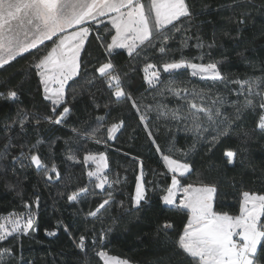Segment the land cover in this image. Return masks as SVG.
Masks as SVG:
<instances>
[{"label":"trees","instance_id":"obj_1","mask_svg":"<svg viewBox=\"0 0 264 264\" xmlns=\"http://www.w3.org/2000/svg\"><path fill=\"white\" fill-rule=\"evenodd\" d=\"M189 3L195 15L191 21L182 18L176 22L187 31L174 33V39L168 43L172 52L167 56H161L156 48L138 49L140 54L133 56L126 49H116L108 56L100 41L93 37L100 34L104 43H109L114 30L107 20L94 28L90 43H86L88 54H81L80 75L68 81L65 103L55 113L51 102L44 98V86L32 67L36 56L44 54L46 48L42 46L40 53L36 50L33 54L26 53L0 69V92L14 89L19 93L15 101L0 97V217L14 214L26 218L29 213L35 214L29 234L17 233L0 242V248L12 250L4 258V264H103L96 255L101 249L130 264H192L191 258L175 244L187 223L188 211L163 204L161 198L171 184L172 174L152 139L164 154L191 165L189 173L178 177L181 186L217 187L213 202L217 212L238 215L244 191L264 194V131L256 127L260 110L244 112L236 119V107L245 96L239 94L240 86L231 82L264 76V0H189ZM242 15L246 24L240 26L236 21ZM238 28L242 29L239 38L233 39ZM186 38L188 46L182 47ZM198 42L204 44L203 49L196 47ZM46 44L51 46V42ZM245 49L243 57L237 55ZM181 52L195 63L222 61L220 68L228 80L205 81L192 76L190 69H181L172 76L162 72L161 82L155 87L145 81L143 69L147 63L159 67L166 60L179 59ZM201 55L203 61L199 59ZM109 59L121 75L125 91L140 105V113L129 101H116L95 72ZM170 80L175 83L170 84ZM170 87L203 90L206 106H213L212 101L216 100L215 107L222 112L217 119L227 117L234 121L230 134L220 137L219 143H210L217 130L206 119L202 120V126L207 131L193 130L192 122L183 119L189 111L187 100L181 98L184 94L174 95L168 91ZM196 102L201 101L197 98ZM63 107L71 109L63 123H50L47 117L54 119ZM177 110V118H173L172 113ZM141 114L146 116L144 122L140 120ZM99 117L104 120H98ZM121 120L123 126L113 139H108L107 128ZM94 131L100 143L90 138ZM38 141L41 158L49 167L56 165L59 179L49 173L52 176L49 180L26 159L13 161L14 156L21 151L27 153ZM5 145L9 147L5 149ZM172 146L175 150L169 152ZM228 150L238 153L233 164L224 155ZM90 153H103L107 157L104 174L111 186L96 188L98 181L87 175L96 167L92 161L84 162V156ZM141 164L148 203L142 202L137 210L133 197ZM85 187L87 194L74 202L67 200L72 192ZM37 196L38 208L34 203ZM181 198L182 191L177 194V203ZM105 200L110 203L96 217L90 216ZM166 222L172 225L167 235ZM48 232L55 235H47ZM81 235L86 238L84 252L77 247Z\"/></svg>","mask_w":264,"mask_h":264},{"label":"snow or ice","instance_id":"obj_2","mask_svg":"<svg viewBox=\"0 0 264 264\" xmlns=\"http://www.w3.org/2000/svg\"><path fill=\"white\" fill-rule=\"evenodd\" d=\"M194 15L189 0H146V2L145 0H0V69L24 57L26 53L33 54V50L40 53L42 46L46 48L44 54L36 56L32 67L35 68L40 83L44 86V98L51 102L52 111L55 113L57 108L65 103V86L68 81L80 75L81 54L82 52L88 54L86 43H90V34L93 33L94 28L104 24L105 20L111 25V30H114L110 42L104 43V37L100 34L95 35L93 39L100 41V46L105 49L108 56H111L116 49H126L129 56L139 55L138 49L143 51L146 48H156L161 56H167L172 52L168 43L174 39V33L187 31L177 26L176 22L182 21V18L191 21ZM236 23L240 26L245 25V17L242 15ZM105 27L107 28V25ZM241 30L238 28V35L233 39L239 38ZM225 35L229 33L226 32ZM46 42H51V46L49 47ZM187 46L186 38L182 42V47ZM196 47L203 49L204 44L198 42ZM208 47L211 48L213 45ZM246 51L247 49L237 55L243 57ZM199 59L203 61V55ZM221 63L222 61L195 63L185 58L181 52L179 59L166 60L159 67L154 63H147L143 69L144 79L150 86L155 87L161 82L162 72L172 76L181 69H190L192 76H199L205 81L224 83L228 77L221 71ZM95 72L104 80L116 101H129L132 108L140 113V105L130 92L125 91L122 77L111 59L101 63ZM231 82L238 84L241 90L239 94L245 96L243 103L236 107V119H239L244 112L250 110L255 112L258 108L260 112L256 127L264 131V76ZM169 83L175 82L170 80ZM168 91H172L177 96H180L181 92L184 94L181 98L187 100L189 111L183 119L190 120L193 130L197 133L207 131L202 126L204 119L209 125L216 127L217 134L212 136L210 143H219L220 137L230 134L234 121H229L227 117L218 120L217 118L222 116L221 109L215 107L216 100L212 101L213 106L205 105L203 90L197 92L170 87ZM0 97L15 101L19 98V93L9 89L6 93L0 92ZM197 98L201 101L199 104L196 102ZM70 111L69 107H63L62 112H59L54 119L52 117L47 119L50 123L60 125ZM178 111L172 113L173 118H177ZM98 120L103 121L104 117H99ZM140 120L144 122L146 116L141 114ZM21 125L23 126V120ZM122 126L121 120L108 127V139H113ZM145 127L147 128V124ZM73 132L78 130L73 129ZM148 136L152 138L151 131L148 132ZM90 138L95 139V131ZM95 142L100 143V140L95 139ZM152 143L156 146V151L161 153L167 171L172 174L171 184L161 198L163 204L188 211L187 223L175 244L191 258L192 264H264V219H262L264 194L244 191L238 215L217 212L213 206L217 187L192 184L181 186L178 177L189 173L191 165L180 159H174L172 155L164 154L155 139H152ZM39 144L38 141L37 144L32 145L27 153L21 151L19 156L12 158L13 161L18 163L22 158L26 159L37 170L43 171L49 180L52 179L49 173H54L56 179H59L60 173L56 165L53 163L49 167L41 158ZM8 147L9 145H5V149ZM174 150V146L169 148V152ZM183 155L187 156V153ZM224 155L227 157V162L233 164L238 153L235 150H228ZM68 158L74 159L73 156ZM83 159L85 163L92 161L96 165L95 170L87 173L90 178L94 177L98 181L96 188L103 189L109 184L108 177L104 174V170L108 167L107 157L103 153L99 155L90 153ZM136 180L133 207L140 210L142 202L148 203L142 164L140 175ZM180 191L183 192V198L177 203V193ZM87 192L86 187L81 188L68 195L67 200L77 201ZM39 202L40 198L37 196L34 202L37 208ZM109 203V200L103 201L97 210L90 212L89 215L96 217L100 209ZM25 206L31 207V205ZM34 215L29 213L26 218L14 214L0 217V242L17 233L29 234V230L34 226ZM171 228L172 225L166 222L164 225L166 235L167 230ZM47 235H55V232H48ZM100 239L103 241L105 236L102 235ZM85 240L86 238L81 235L77 244L81 252L86 250ZM92 243L95 245L96 240L93 239ZM11 252L10 248H0V264H4V258L10 256ZM96 255L103 264H130L128 260L111 256L103 249L96 252Z\"/></svg>","mask_w":264,"mask_h":264},{"label":"crops","instance_id":"obj_3","mask_svg":"<svg viewBox=\"0 0 264 264\" xmlns=\"http://www.w3.org/2000/svg\"><path fill=\"white\" fill-rule=\"evenodd\" d=\"M236 239H238V238H236Z\"/></svg>","mask_w":264,"mask_h":264},{"label":"rangeland","instance_id":"obj_4","mask_svg":"<svg viewBox=\"0 0 264 264\" xmlns=\"http://www.w3.org/2000/svg\"><path fill=\"white\" fill-rule=\"evenodd\" d=\"M178 194V193H177Z\"/></svg>","mask_w":264,"mask_h":264}]
</instances>
